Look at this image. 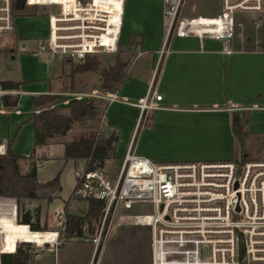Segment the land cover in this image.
<instances>
[{"label":"crops","instance_id":"1","mask_svg":"<svg viewBox=\"0 0 264 264\" xmlns=\"http://www.w3.org/2000/svg\"><path fill=\"white\" fill-rule=\"evenodd\" d=\"M27 8L13 17L14 32L0 40V82L19 84L18 89L9 90L0 86V145L6 141L8 147L12 142L13 153L25 158L35 148L31 120L34 97L60 95L56 106L68 113L71 101L78 95L86 99L100 91L96 82L63 93L64 62L50 61L38 50L40 41L49 35L47 15L27 13ZM192 8L187 15L190 18L208 19L220 13L213 16L209 10ZM260 17L264 20V12ZM165 35L161 0H126L120 44L137 47L127 63L121 87L114 92L117 100L106 102L101 119V133L105 137L117 136L109 162L122 161L129 148L137 156L159 164L234 160L240 147L233 132L235 113L243 118L244 144L264 141V22L256 27L251 20L244 21L243 28L229 40L171 37L163 51ZM90 73L93 72L78 75L87 79ZM153 88L163 96L162 101L157 109L142 114L139 105ZM3 96L18 98L17 105L6 109ZM57 146L63 147L51 145L42 150L47 153ZM42 150L37 149L40 153ZM6 200L11 202L0 198V209L3 214L12 213L16 223L15 200ZM146 229L151 264V232L149 227ZM56 237L52 232L44 236L50 247L38 257L37 264L49 255L54 257L53 264H65L71 260L75 245L81 243L72 240L52 246ZM14 243L15 239L3 252L10 251ZM91 245L86 264L94 258L95 244Z\"/></svg>","mask_w":264,"mask_h":264},{"label":"built area","instance_id":"2","mask_svg":"<svg viewBox=\"0 0 264 264\" xmlns=\"http://www.w3.org/2000/svg\"><path fill=\"white\" fill-rule=\"evenodd\" d=\"M161 1L166 30L163 51L171 37L229 40L243 28L244 21L251 20L256 27L264 22L260 17L264 0H220V13L208 19L185 16L187 0ZM125 2L26 0V6L43 10L48 18L49 35L40 41L39 52L50 61H68L78 66L89 57L116 53ZM13 29L12 2L2 0L0 33ZM93 96L108 103L117 100L111 91H97ZM162 98L153 88L139 105L142 114L157 109ZM78 99L82 100V96L78 95ZM6 151L5 141L0 145V154ZM75 177L77 193L104 204L91 264H100L119 212L142 206L153 212L146 215L151 232V264H264V161L159 164L137 156L129 148L116 175H108L104 167L76 171ZM60 215V225L64 227L65 213ZM56 245L59 236L52 244ZM1 248L2 245L0 264L5 254ZM204 249L208 258L202 257Z\"/></svg>","mask_w":264,"mask_h":264},{"label":"trees","instance_id":"3","mask_svg":"<svg viewBox=\"0 0 264 264\" xmlns=\"http://www.w3.org/2000/svg\"><path fill=\"white\" fill-rule=\"evenodd\" d=\"M11 2L13 13H21L27 7L26 0H11ZM130 46L132 48L137 47L132 44ZM64 63L72 64L68 61ZM99 66L100 62L96 57L87 58L81 66H74L68 74V78L70 79L69 85L66 86L63 83V93L76 91V75L96 72ZM126 66V62L120 58H116L114 65L101 72L99 89L111 92L119 90L126 76ZM0 86L3 90L19 88V84L13 82H0ZM60 98V95H41L34 97L33 106L35 113L31 120L34 124L35 148L29 158H32L36 154L37 149L49 145L50 143L48 141L50 139L64 137L72 129L74 123L94 121L102 113V106L104 105L102 100L86 98L72 100L69 113L64 114L56 106V102ZM17 102L18 98L11 100L10 97L3 96V105L6 109L15 107ZM233 132L240 144V149L243 150L246 133L243 128V118L238 113L233 115ZM116 143L117 136L115 134L110 137H105L99 132H89L74 138L70 142H62L59 144L64 147L63 160L65 165L69 163L78 165V163L83 162L86 170L93 171L104 168L106 162L113 158ZM29 158L15 155L12 151V142L8 144L6 153L0 154V197L15 199L17 203L18 222L14 227V233L16 234L14 246L10 251H5V254H2L1 264H33L35 254L31 250V245L27 244L29 241L25 237H22V234L37 233L41 246L49 244L44 241V236L49 233L44 232L48 230V226L41 227L38 222L34 223L30 211L22 213L21 201L44 200L47 203L53 202L62 191L60 184L61 171L55 179L45 183L39 182L37 164H32L27 174L22 175L20 173L19 161ZM71 200H86L88 202L87 212L83 215L67 213L66 209L70 205ZM70 201L66 202L65 205V234L69 239H81L84 238L85 227H90L93 220L100 219L104 204L92 198H83L77 193L76 189Z\"/></svg>","mask_w":264,"mask_h":264},{"label":"rangeland","instance_id":"4","mask_svg":"<svg viewBox=\"0 0 264 264\" xmlns=\"http://www.w3.org/2000/svg\"><path fill=\"white\" fill-rule=\"evenodd\" d=\"M2 0H0V3ZM194 5L192 8L191 6ZM221 1L220 0H187L186 6L184 8V15L187 16L189 14V10L192 9H205L211 12V15L216 16L217 13L221 11ZM35 11L43 14V10L27 8V13H34ZM24 12H14L13 15H20ZM188 17V16H187ZM9 33H0V40L5 39L9 36ZM136 47H126L123 45H119L116 53L114 54H101L94 56L100 62V66L96 72L87 74L89 78L81 79L83 77L78 76L79 81L76 80V90L81 89L84 84L92 85L97 82V87L100 85V74L104 69L112 66L116 62V58H120L124 62L128 63L135 52ZM90 58V57H89ZM65 62V61H63ZM83 65V64H82ZM64 73H63V83L66 86L69 85L70 79L68 78V74L71 72L74 66H78L76 64H68L63 63ZM87 77V76H86ZM81 80V81H80ZM100 90V89H99ZM99 92L104 93V91L100 90ZM95 98V97H89ZM97 100H101L95 98ZM104 105L102 106V113L99 115L97 119L94 121H88L85 123H74L72 129L64 136V137H55L50 139L48 142L49 145L46 146L48 148L51 145H61L59 143H66L72 141L74 138L82 134H87L89 132H99L101 119L103 116V111L106 105V101L102 100ZM67 111L64 113L66 114ZM69 113V111H68ZM67 113V114H68ZM102 134V133H101ZM45 148V147H44ZM39 149H43L39 148ZM48 157L46 159V156ZM25 157V156H24ZM64 147L57 146L52 149L50 152H42L36 151V154L29 159L19 161L20 165V173L25 175L28 173L30 166L32 164L38 165V181L45 183L52 179H55L58 173L60 174V184L62 186V191L58 194V196L51 203H47L44 200L38 201H29L22 200L21 201V209L22 213L25 211H30L33 217L34 223H39L41 227L45 225L48 226V230L44 232L49 233H59V244L63 245L67 241L78 240L81 243L75 245L74 251H72L70 257L71 260L67 261L65 264H86L88 261H85V256L89 251L91 244H94V238L97 237L99 231V220H93L90 224V227L86 226L84 230V238L78 239H69L65 234V229L60 225L62 222L61 215L62 212H65L66 202L70 201V198L76 187V171H83L85 169V164L83 162L78 163V165H74L73 163H69L65 165L64 163ZM46 159V160H45ZM236 160H241L242 163L249 161H264V141L261 140H250L244 144L243 150L240 147H237V155L235 156ZM110 160L106 162L105 168L107 169L108 175H116L118 173L121 161H117L115 163H110ZM1 200L11 202V200H6L10 198L0 197ZM15 200V199H14ZM14 203V202H13ZM16 203V201H15ZM17 208V203H16ZM88 210V202L86 200H71L70 205L67 207L66 211L71 214H85ZM152 210L148 207L142 206L139 208H133L131 210H121L117 215V221L114 224V227L110 233L106 251L101 259L100 264H149L148 261V230L147 228V220L146 215L152 214ZM11 214H0V241L2 245L1 249H6L10 244L14 241L16 234L14 233V227L16 223ZM101 218V217H100ZM111 219V214L109 215L107 224L104 227L103 234L101 237V242L104 241L105 235L108 230V224ZM87 242V243H84ZM22 243V242H21ZM26 243V242H23ZM90 243V244H89ZM20 244V243H19ZM31 245V250L35 254L33 264L38 263V257L47 252L50 247V244H44L43 246L27 243ZM59 245V246H60ZM209 253L206 249L203 250L202 257L208 258ZM54 257L53 255L44 256L40 259L39 264H53ZM63 264V263H62Z\"/></svg>","mask_w":264,"mask_h":264},{"label":"bare ground","instance_id":"5","mask_svg":"<svg viewBox=\"0 0 264 264\" xmlns=\"http://www.w3.org/2000/svg\"><path fill=\"white\" fill-rule=\"evenodd\" d=\"M55 234L56 236H58L57 232H55ZM22 237H25L29 241V243L40 245L39 235L37 233H25V234H22Z\"/></svg>","mask_w":264,"mask_h":264},{"label":"water","instance_id":"6","mask_svg":"<svg viewBox=\"0 0 264 264\" xmlns=\"http://www.w3.org/2000/svg\"><path fill=\"white\" fill-rule=\"evenodd\" d=\"M83 1H86V0H83ZM237 186V185H236Z\"/></svg>","mask_w":264,"mask_h":264}]
</instances>
